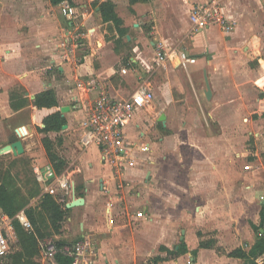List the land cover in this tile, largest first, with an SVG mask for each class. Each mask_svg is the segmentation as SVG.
<instances>
[{"label": "crops", "instance_id": "obj_1", "mask_svg": "<svg viewBox=\"0 0 264 264\" xmlns=\"http://www.w3.org/2000/svg\"><path fill=\"white\" fill-rule=\"evenodd\" d=\"M104 1L113 3L121 29L103 18L100 5ZM206 1L0 0V147L20 139L24 153L35 158L28 138L42 135L37 145H43L44 135L52 139L64 162L61 171L44 145V149L40 146L44 159L34 160L50 163L57 173L70 176L69 202L62 206L67 230L62 225L55 241L71 246L90 239L93 252L82 264H148L142 262L146 257L151 264H186L191 259V264H243L242 258L228 252L239 246L249 249L256 239L252 223L262 220L264 209V155L257 149L256 158L250 160L246 144L253 139L258 145L264 135V0H224L223 11L235 28L225 31L210 25L194 31L191 9ZM66 2L76 8L73 20L63 12ZM68 31L79 36L78 43L70 41ZM162 47L186 50L197 60L184 65L175 58L156 66ZM141 85H151L155 97L128 122L126 134L129 141L148 142L154 150L131 167L144 152L143 145L139 152L133 150L137 145L132 146L126 171L115 176L99 146L81 143L83 121L102 88L123 99ZM17 86L21 90H14ZM48 89L53 90L57 104L39 107L36 96ZM13 94L25 104L13 108ZM63 106L69 109L62 112ZM56 111L66 118V126L40 133L37 127L45 126L44 118ZM157 111L164 126L177 128L160 137L168 150L177 151L175 158L168 150L158 153L160 141L145 140L149 135L142 128L144 117ZM209 119L219 131L209 130ZM27 127L32 129L29 134ZM179 129L183 136L178 135ZM179 137L182 145L176 141ZM1 155L0 181L11 163L8 157L23 153L15 155L11 149ZM183 159L186 166L181 169L189 180L181 186L169 176L180 169ZM76 173L82 174L79 183ZM259 174L263 182L256 181ZM165 179L176 183L168 186L170 192L183 188L184 193L177 194L185 201L180 217L191 222L182 230L183 239L180 236L188 251L175 258L168 257L167 249L177 250L180 243L172 242L170 232L161 234V223L175 222L173 207L178 200L167 194V202L159 197L165 188L158 180ZM80 197L83 203L68 206ZM140 210L143 216L137 215ZM199 231L216 232V245L200 247ZM240 237L247 247L235 246ZM40 255L37 260L45 264L46 258L39 259Z\"/></svg>", "mask_w": 264, "mask_h": 264}, {"label": "built area", "instance_id": "obj_2", "mask_svg": "<svg viewBox=\"0 0 264 264\" xmlns=\"http://www.w3.org/2000/svg\"><path fill=\"white\" fill-rule=\"evenodd\" d=\"M224 0H207L204 3L195 4L190 12V20L194 31H199L210 25H217L225 31L235 28V23L227 17L223 11ZM63 12L68 19L73 20L76 8L66 2ZM72 43L79 42V36L68 31ZM179 58L185 65L187 62H195L196 56H191L186 50L172 48L166 50L159 48L156 56V66H161L169 59ZM126 73L127 69L123 68ZM152 89L146 85L136 88L128 98L116 99L108 90L102 88L93 105L89 108L87 117L83 121V132L81 143L84 146L97 145L102 151L104 159L112 166L115 176H121L127 169L130 161L129 152L135 142L127 138L126 127L128 122L135 116L136 112L154 99ZM141 149L146 151L148 146L143 145ZM36 180L42 186V193L53 195L62 206L66 204L65 192L71 188V179L67 173H57L50 163L39 161L33 164ZM143 216L144 211L137 212ZM16 218L27 230L33 228L31 219L25 209L16 214ZM7 225L0 227V255L6 254L10 246L17 241V234L11 219H6ZM40 253L44 258L48 255L65 253L73 258L71 264H82L86 256L93 252L92 241L88 238L78 240L71 246H59L52 238L39 239ZM190 263L192 262L189 260ZM256 262L264 264V254L260 255Z\"/></svg>", "mask_w": 264, "mask_h": 264}, {"label": "trees", "instance_id": "obj_3", "mask_svg": "<svg viewBox=\"0 0 264 264\" xmlns=\"http://www.w3.org/2000/svg\"><path fill=\"white\" fill-rule=\"evenodd\" d=\"M65 0H52L53 3L58 4ZM72 1V0H68ZM101 11L103 18L112 20L118 29H121V19L115 13L113 3L104 1L101 3ZM16 97L11 95V105L17 109L25 104L24 99L16 100ZM35 104L39 107L53 106L57 104V100L53 90L48 89L36 96ZM45 126H38L37 129L42 134H47L52 130H59L66 123V118L61 115L60 111L53 112L44 118ZM43 145L46 149L49 159L54 162L58 171H61L64 162L56 153L54 142L48 135L42 137ZM250 160L256 158V151L260 149L264 155V135L260 141L259 146L255 140L251 139L248 142ZM18 159V158H17ZM24 160V158H19ZM17 160H14V163ZM12 165V164H11ZM32 187L30 195H25L21 187L18 185L17 175H15L11 167L6 170L5 176L0 181V227L3 226L6 219H11L16 230L18 240L14 242L6 254L0 255V264H41L37 260V255L40 254L39 239L52 237L53 234L60 233L62 228V221L65 216V210L62 204L49 193H42V189ZM37 196V205L31 204V198ZM25 209L29 218L31 219L33 228L27 230L23 227L20 221L16 218V214ZM262 222L260 226L252 223L254 230L257 233L254 243L249 249L242 246L236 247L228 252V255L239 257L243 259V264H258L256 259L264 254V233L261 228L264 226V209L261 210ZM200 239V247H213L217 243V238L211 235L210 232H198ZM59 246L65 244L57 241ZM167 249V248H166ZM168 250V257L175 258L182 253L188 251L187 245L184 241L181 242L177 250ZM196 253V251H194ZM48 264H71L73 258L63 252L47 256Z\"/></svg>", "mask_w": 264, "mask_h": 264}, {"label": "rangeland", "instance_id": "obj_4", "mask_svg": "<svg viewBox=\"0 0 264 264\" xmlns=\"http://www.w3.org/2000/svg\"><path fill=\"white\" fill-rule=\"evenodd\" d=\"M178 50H180V49H178ZM18 86L14 90H21L20 87H18ZM149 88L152 89L151 85H149ZM158 113H159V111H157L156 113H152V114L149 112L148 115L144 117V122L142 124V128L149 135L148 138L145 139L146 141H150V140L151 141H155V142L160 141V137L161 136H163L164 134L168 133L169 131L174 132L175 131L174 129H177L176 127L175 128H171L168 125L167 126H164L163 123H162L164 121H159L157 119V114ZM199 113H200L199 116H202V119L207 120V117H206V114L205 113L204 114H203V112H199ZM193 114H197V112L194 111ZM244 116L245 115H243V117ZM208 125H209V130H211V132L219 131L217 124L213 120L209 119V124ZM31 130H32L31 127H27L26 128V132H28V134L31 132ZM19 133L20 134L24 133L23 129H19ZM178 135H180V136H183L184 135L183 129H179ZM41 136L42 135H40L38 133H34V135L31 138H28V140L33 143V148L35 150V158H38V159H44L43 158V156H44L43 155V151L41 152L42 149L40 147V146H42V148L44 149L42 143H39L38 142V145L36 144V140L39 141L40 138H41ZM182 140L183 139L181 137H179V140L178 139L176 140V141H178V145H182V142H183ZM137 143H139V142H137ZM149 144L150 143H148V142H145V143H142L141 144V145L148 146L150 149H148L147 151H144V152H141L140 151L141 152L140 154L142 156H139L136 159V161H133V163L130 164L131 167L135 166L136 163L137 164H141L142 161L145 160L146 157L151 153V151L154 150L153 149L154 145L152 147H150L151 145H149ZM259 144H258V146H259ZM136 145L137 144H135V146ZM141 145L138 144L137 147H136V149H133V150L139 152ZM155 146H157V144ZM166 146H167L166 143H163V142L160 141L158 143V147H156V149L158 150V153L165 154V151L168 150L166 148ZM246 147L249 148L248 143L246 144ZM0 149H1L0 155L1 154H5V152H8V151L11 150L10 147L9 148H6V147L5 148H2V147H0ZM168 151L170 152L171 158H175L176 157V152L177 151L176 152L174 150H168ZM184 151L190 153V151H188L187 148H185V147H184ZM11 154H13V153H11ZM1 156H3V155H1ZM177 157H178V155H177ZM1 158H3V157H1ZM8 158H6V159L11 160V163L9 164V166L11 167L12 172L15 175H17L18 185L21 187L22 192L25 195H30V192L32 190V187L33 188L34 187H37L36 186V183H38L37 180H36V178H35V176H34V173H33V163L35 162V160H34L35 158H31L29 155H26L25 153H23V156L22 157H18V159L17 158H14L13 155L10 156V157H8ZM19 158H24V160L19 159ZM14 160H17V161H15L14 163H12ZM182 162L183 163L180 166V169H178V171H174V170L171 171V175L169 176V177H172L174 181L176 179V183L180 181V183H182L181 186H183L189 180L188 179L189 176H187L186 174H184V170L181 169L184 166H186L185 160L183 159ZM127 166H128V163H127ZM262 177L263 176L261 174L257 175L256 176V181L257 182H259V181L263 182V178ZM74 178H75L76 182L79 183L80 180L82 179V174L81 173H76V174H74ZM228 178H230L229 175H227L225 177L226 180H228ZM158 182L160 183V186L162 188H165L164 193L161 194V195H159V197L163 198V200L166 201V202H167V198L164 197V194L170 195L172 198H175V199L177 198L178 199L176 201V206L173 207V210H174L173 212H174V215H175V222H173V223H168V222L161 223L162 228H163L162 231H161V234L162 235H167V233L170 232V233L173 234L172 235L173 236L172 242H174V244H179V243L181 244L182 241L180 240V236L182 235V230L185 229L187 226H189L191 224L190 221H188V222L187 221H183L181 219V217H180L181 213L184 212L183 203L185 201H184V198L183 197H181V196L179 197L177 194L178 193L180 195L183 194L184 193L183 188L180 187L178 189L179 191H176L177 190L176 189L174 192H170L168 186L171 187L172 184H173L172 182L169 183V181H167L166 179L163 182L161 180H158ZM176 183L174 182V184H176ZM262 184L264 185V182ZM38 187H39V189H42V186L39 183H38ZM70 191H71V189H68L65 192V198H66V201L67 202H69ZM37 199H38L37 196L31 198L30 203L31 204H34V205H37V203H38ZM253 205H255L257 207L258 201H257V204L254 202ZM236 207L237 206H235V211H237ZM237 208L239 209V207H237ZM66 220L67 219H64V221L62 222V225H63L64 230H67V228L65 227L66 226ZM259 220H260V218H259ZM259 220L257 221V224H256L257 226H260V224L262 222L261 220L260 221ZM8 221H10V220H7V222H5L4 224L7 225ZM251 221L253 222V220L249 219V222H251ZM189 228H191V227H189ZM262 228H264V226ZM169 229H171V230L169 231ZM235 230H237L236 227H235ZM252 232L254 233V237L257 236V233H256L255 230H252ZM210 233H211V235H214V236L216 235V232H214V231H210ZM56 234H53L52 237H48V238H52V239L56 240L57 239V235ZM17 240H18V237H17ZM240 243L243 246H245V247H247V245H248V244H246V240L245 239H242L241 237L239 239H235V246L237 244H240ZM232 247H234V244L227 246V248H232ZM42 257L43 256L40 255L39 259L42 258ZM150 260L151 259L149 257H146L145 259L142 260V262L147 261L148 264H151L150 263ZM45 264H48L47 258H46ZM186 264H191V263H190L189 260H187V263Z\"/></svg>", "mask_w": 264, "mask_h": 264}, {"label": "water", "instance_id": "obj_5", "mask_svg": "<svg viewBox=\"0 0 264 264\" xmlns=\"http://www.w3.org/2000/svg\"><path fill=\"white\" fill-rule=\"evenodd\" d=\"M206 82H207L206 94H207V97L210 98L212 92H211V86H210L209 79H208V76L207 75H206ZM68 109H69L68 106L61 107L62 112H65ZM163 116H165L164 113L161 115L160 120H162L161 118ZM64 126H66V125L64 124ZM9 146L11 147V149L13 150V152H14L15 155L22 154L25 151L24 146H23V142L20 139H16L11 144H8V145L4 146L3 148L9 147ZM83 202H84V198L80 197V198H77V199L73 200L71 203H69L68 206H73V205H76V204H81ZM261 232L264 233V228H261ZM181 239H183V235L181 236Z\"/></svg>", "mask_w": 264, "mask_h": 264}, {"label": "bare ground", "instance_id": "obj_6", "mask_svg": "<svg viewBox=\"0 0 264 264\" xmlns=\"http://www.w3.org/2000/svg\"><path fill=\"white\" fill-rule=\"evenodd\" d=\"M162 118H164V116L162 117ZM10 147V146H9ZM9 147H6V148H9ZM11 148V147H10Z\"/></svg>", "mask_w": 264, "mask_h": 264}]
</instances>
